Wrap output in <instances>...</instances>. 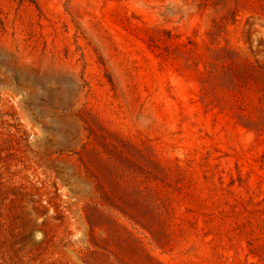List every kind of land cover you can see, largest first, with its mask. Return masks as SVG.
Segmentation results:
<instances>
[{
	"label": "rangeland",
	"instance_id": "1",
	"mask_svg": "<svg viewBox=\"0 0 264 264\" xmlns=\"http://www.w3.org/2000/svg\"><path fill=\"white\" fill-rule=\"evenodd\" d=\"M0 219L27 264H264V0H0Z\"/></svg>",
	"mask_w": 264,
	"mask_h": 264
},
{
	"label": "trees",
	"instance_id": "2",
	"mask_svg": "<svg viewBox=\"0 0 264 264\" xmlns=\"http://www.w3.org/2000/svg\"><path fill=\"white\" fill-rule=\"evenodd\" d=\"M7 228L0 219V264H27V260L23 255L20 257L15 248V235Z\"/></svg>",
	"mask_w": 264,
	"mask_h": 264
}]
</instances>
